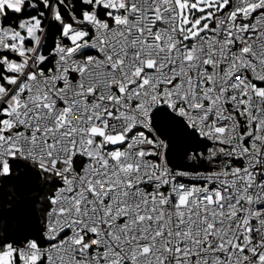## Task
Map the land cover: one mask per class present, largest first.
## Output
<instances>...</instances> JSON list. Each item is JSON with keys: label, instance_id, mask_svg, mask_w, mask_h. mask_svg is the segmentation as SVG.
Listing matches in <instances>:
<instances>
[{"label": "snow or ice", "instance_id": "obj_1", "mask_svg": "<svg viewBox=\"0 0 264 264\" xmlns=\"http://www.w3.org/2000/svg\"><path fill=\"white\" fill-rule=\"evenodd\" d=\"M78 2L0 0V177L51 189L42 239L0 232V264H264V0Z\"/></svg>", "mask_w": 264, "mask_h": 264}, {"label": "trees", "instance_id": "obj_2", "mask_svg": "<svg viewBox=\"0 0 264 264\" xmlns=\"http://www.w3.org/2000/svg\"><path fill=\"white\" fill-rule=\"evenodd\" d=\"M74 2L76 6L72 8L71 5ZM65 4L68 6V11H74L75 14H80L84 7L78 0H65ZM61 8L63 12L64 6H61ZM27 11L28 9L17 15L9 13L10 19L7 22L14 26L18 19L26 14ZM45 23H48V21L45 20ZM59 35L57 26L53 25L48 29L47 41L44 44L45 54H47L49 49L54 47V41ZM155 122L161 136L169 142L168 158L173 166L185 170H196L189 167L186 154L195 151H203L205 149L204 144L189 131L180 127L167 112L158 113L155 117ZM12 168V176L0 177V208L13 206L18 200L34 194L43 186V181L28 168L24 167L23 162L13 164ZM197 168H199V166H197ZM50 194L51 189H45L37 204L40 218L39 223L28 226L26 224L4 222L0 224V232L3 233L2 239L16 244H22L28 239H42L45 220L44 210L47 205V197Z\"/></svg>", "mask_w": 264, "mask_h": 264}, {"label": "water", "instance_id": "obj_3", "mask_svg": "<svg viewBox=\"0 0 264 264\" xmlns=\"http://www.w3.org/2000/svg\"><path fill=\"white\" fill-rule=\"evenodd\" d=\"M44 190L43 185L37 192L18 200L13 206L0 208V224L14 222L32 226L35 223H39L37 204Z\"/></svg>", "mask_w": 264, "mask_h": 264}, {"label": "rangeland", "instance_id": "obj_4", "mask_svg": "<svg viewBox=\"0 0 264 264\" xmlns=\"http://www.w3.org/2000/svg\"><path fill=\"white\" fill-rule=\"evenodd\" d=\"M26 14H24L21 18H27V17L33 16V15H36V12L33 11L32 9H28ZM77 15H79V14H77ZM69 22H71V21H69Z\"/></svg>", "mask_w": 264, "mask_h": 264}, {"label": "built area", "instance_id": "obj_5", "mask_svg": "<svg viewBox=\"0 0 264 264\" xmlns=\"http://www.w3.org/2000/svg\"><path fill=\"white\" fill-rule=\"evenodd\" d=\"M82 11V10H81ZM81 13V12H80ZM77 15V14H76ZM80 15V14H79ZM79 15H77L78 17H79ZM66 42V41H65ZM13 58H15L14 56H13ZM206 149H204L203 151H205ZM199 170H201V171H203L204 169H199ZM194 171V170H193Z\"/></svg>", "mask_w": 264, "mask_h": 264}]
</instances>
